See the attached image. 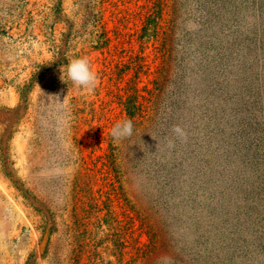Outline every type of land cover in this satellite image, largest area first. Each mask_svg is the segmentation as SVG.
I'll return each mask as SVG.
<instances>
[{
	"label": "rangeland",
	"instance_id": "rangeland-1",
	"mask_svg": "<svg viewBox=\"0 0 264 264\" xmlns=\"http://www.w3.org/2000/svg\"><path fill=\"white\" fill-rule=\"evenodd\" d=\"M78 244V264H264V0H0V264Z\"/></svg>",
	"mask_w": 264,
	"mask_h": 264
},
{
	"label": "clouds",
	"instance_id": "clouds-1",
	"mask_svg": "<svg viewBox=\"0 0 264 264\" xmlns=\"http://www.w3.org/2000/svg\"><path fill=\"white\" fill-rule=\"evenodd\" d=\"M66 75L75 87L87 93L93 92L99 84L98 74L91 68L87 57L70 60L66 66ZM171 131L175 136V140H168L166 146L169 150L175 148L176 140H179L181 143L188 142V133L181 126L174 125ZM110 135L114 141L130 138L133 135L132 119L125 118L117 121L111 129Z\"/></svg>",
	"mask_w": 264,
	"mask_h": 264
},
{
	"label": "trees",
	"instance_id": "trees-1",
	"mask_svg": "<svg viewBox=\"0 0 264 264\" xmlns=\"http://www.w3.org/2000/svg\"><path fill=\"white\" fill-rule=\"evenodd\" d=\"M102 38H103V44L107 45L108 42H109V38L103 33H102ZM34 75V74H33ZM74 140V138H72ZM70 144H72L70 142ZM75 144V140H74V143ZM40 143L37 141V142H34V146H39ZM21 193L23 194V197L28 199V200H31V199H35V197L32 195V193L28 190H24L22 188H18ZM32 195V196H30ZM38 203H40L42 206H38L36 207V209L40 212V213H43V217H44V224L43 226H41V237H40V241H41V245H40V250H41V253L43 254V256H46L47 253H48V247H49V241H50V234L51 232L53 231V227H52V219L54 217V212L51 208V206L44 202V201H41L39 200ZM76 215L73 213V217H75ZM76 242V240H73V244ZM81 250V245L78 244L77 247L73 248L72 251H71V256L69 258V260L72 261V264H78V252ZM56 264H58L59 262H55Z\"/></svg>",
	"mask_w": 264,
	"mask_h": 264
}]
</instances>
